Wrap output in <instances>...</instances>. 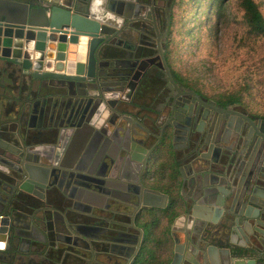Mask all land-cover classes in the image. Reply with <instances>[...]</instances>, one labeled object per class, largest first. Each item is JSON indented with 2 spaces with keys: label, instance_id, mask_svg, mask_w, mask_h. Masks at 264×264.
Listing matches in <instances>:
<instances>
[{
  "label": "water",
  "instance_id": "water-1",
  "mask_svg": "<svg viewBox=\"0 0 264 264\" xmlns=\"http://www.w3.org/2000/svg\"><path fill=\"white\" fill-rule=\"evenodd\" d=\"M134 6L129 0H0V60L21 67L23 74L36 82L18 116L27 123L24 136L12 129L13 118L0 116V252L22 230L42 225V219L37 218L25 226L23 213L15 205L19 196L40 197L37 191L54 186L66 171L78 179L85 160L80 141L92 135L87 127H93L92 120L100 117L106 103L113 98L121 101L129 89V74L115 55L126 49L132 19L129 7ZM214 110L231 115V122L240 117L241 124L246 121L258 134L262 125L264 132L261 121L256 124L232 109L214 106ZM36 118L49 124L39 127L38 136L53 142L28 145L25 141L36 128L29 121ZM53 122L54 127L50 125ZM185 126L175 119L163 128L160 141H164V149L177 141L178 130L183 135ZM13 138L21 148L11 144ZM137 145L140 148L129 154L132 168L136 167L134 178L142 189L138 195L149 199L152 208L172 206L178 215L173 232L181 219L187 222V228L180 231L185 236L183 242L172 233L174 249L169 264H264V163L257 168L246 166L243 152L237 155L226 148H216L219 153L214 158V143L204 141L203 131L193 126L182 154L191 175L179 171L182 187L193 188L194 200L191 204L171 203L169 194L154 188L158 187L155 172L162 154L159 145ZM140 210L137 205L134 215ZM133 226L137 227L134 220ZM237 237L245 243L239 245ZM143 239L141 229L139 243L129 244V264L138 258ZM251 256L258 262L246 260Z\"/></svg>",
  "mask_w": 264,
  "mask_h": 264
},
{
  "label": "flooded vegetation",
  "instance_id": "flooded-vegetation-1",
  "mask_svg": "<svg viewBox=\"0 0 264 264\" xmlns=\"http://www.w3.org/2000/svg\"><path fill=\"white\" fill-rule=\"evenodd\" d=\"M173 1L129 0V3L135 2L134 7H129L132 17L129 19V41L126 49L115 55L123 60L120 65L129 74V89L123 93L121 101L113 98L106 103L100 117L92 120L93 127H87L92 135L80 141V154L85 160L77 172L78 179L66 171L64 176L60 174L54 186L42 193L37 191L40 197L33 194L19 196L15 205L23 213L25 226H30L37 218L42 219V225H36L37 228L31 231L22 230L19 237L0 252V264H129V244L131 247L139 243L141 229L145 239L148 222L153 221L154 232L158 233L165 222V214L174 213L172 206L152 208L149 199L138 195L142 189L134 178L136 167L132 168L129 154L131 150H137L138 142H142L144 148L158 144L161 153L176 154L177 149H185L188 145L189 128L197 126L203 131L204 141L214 143V158L219 153L216 148H226L238 152L237 155L243 152L246 166L257 168L264 163L262 125L258 134L250 125L247 127L246 121L241 124L240 117L236 116L231 122V115L219 113L214 106L235 110L251 117L256 124L258 121L264 123V118L242 112L236 105L226 107L206 97L174 70L167 52L173 25ZM17 73L20 76L21 69L12 74L14 80L19 79ZM25 87L26 84L19 86L18 83L17 90L21 92ZM29 98L28 95L18 96L15 99L18 104L14 102L6 108L8 116L14 114L13 119L10 118L15 122L12 129L20 131L22 136L27 123L18 116ZM175 119L188 126L182 136L178 130L177 141L164 149V141H160L162 130ZM54 123L50 125L54 127ZM29 124L36 128L25 140L28 145L53 142L38 136V130L48 123H41L36 118ZM238 129L240 133H237ZM151 138L154 141L149 144ZM180 143L182 147H179ZM11 144L21 148L16 138L11 139ZM172 200L176 198H172L171 203ZM88 202L91 205L86 204ZM137 205L141 210L134 215ZM133 220L137 227L133 226ZM172 224L171 235L175 233ZM41 242L46 245L40 247ZM61 242L66 247L58 252L56 244Z\"/></svg>",
  "mask_w": 264,
  "mask_h": 264
},
{
  "label": "rangeland",
  "instance_id": "rangeland-1",
  "mask_svg": "<svg viewBox=\"0 0 264 264\" xmlns=\"http://www.w3.org/2000/svg\"><path fill=\"white\" fill-rule=\"evenodd\" d=\"M256 1L264 15V0ZM218 5L212 0L173 1L167 46L171 64L206 97L220 101L229 94L241 95L236 108L264 118V38L250 34L236 0L226 2L220 14ZM20 69L0 63V71H5L0 81L23 86L28 77L22 69L19 79L12 78Z\"/></svg>",
  "mask_w": 264,
  "mask_h": 264
},
{
  "label": "crops",
  "instance_id": "crops-1",
  "mask_svg": "<svg viewBox=\"0 0 264 264\" xmlns=\"http://www.w3.org/2000/svg\"><path fill=\"white\" fill-rule=\"evenodd\" d=\"M0 63L5 64V65H15L12 63H7L4 62L2 60H0ZM5 71H0V78H2L3 76L1 74H3ZM14 74V73H13ZM28 81L26 82V87L23 88V91H19V93H16V87H18V83H16L15 85H13V87H11L10 82H8L7 85H5V79L3 80V82L0 81V116L4 117V118H13L14 114L12 113V115L8 116L7 114V107L9 106V104H12L14 102L17 103V101L15 100L16 97L18 98V96H26L27 92L30 91V88L32 87V85H34L36 82L30 78L29 76H27ZM26 78V77H25ZM13 84V83H12ZM23 93V94H22ZM25 93V94H24ZM18 104V103H17ZM16 108V106L14 107ZM154 140L149 139V144L153 143ZM183 144L180 143L179 147H182ZM184 149H177V153L176 154H171V152L169 153H162L158 159V162L156 164V178H157V185L158 188L161 189V191H163L166 194H169L171 196V199L176 198V200H179L181 203H184V201H186L187 203L191 204L192 201L194 200V194H193V188H191L189 185H185L182 187V183H183V179L182 176L180 174V168L181 170H185V173H189V175H191V169L188 168V162H186L185 159L182 158V154H183ZM179 159V161L177 160V157ZM190 178H192V176H190ZM178 222V220H177ZM176 222V223H177ZM165 223V222H164ZM174 225V221L172 226ZM176 231L175 235L177 237H179L181 239V242H183L185 240V236L182 232H180L181 230H183L184 228H187V222H185L184 220H180L177 224V226H175ZM173 239V237H172ZM236 241L239 243V245L241 243H245V240L241 237H237ZM46 245V243L41 242L40 247H44ZM66 247V245L64 243H57L56 244V251H63L64 248ZM168 252L170 251V247L168 248ZM172 251H170V253L168 254L169 256V261L170 258L172 256ZM171 255V256H170ZM167 256V257H168ZM253 261V263H255L256 261L254 259H256L255 257L251 256L250 258H246V260ZM258 262V261H257Z\"/></svg>",
  "mask_w": 264,
  "mask_h": 264
},
{
  "label": "trees",
  "instance_id": "trees-1",
  "mask_svg": "<svg viewBox=\"0 0 264 264\" xmlns=\"http://www.w3.org/2000/svg\"><path fill=\"white\" fill-rule=\"evenodd\" d=\"M218 2L219 14L223 11V5L231 0H212ZM238 5L244 11V22L248 27L250 34L264 38V15L256 0H236ZM179 76V75H178ZM182 78V77H181ZM183 79V78H182ZM184 80V79H183ZM222 105L229 107L237 104H242V96L238 94H229L223 96L219 101ZM165 223L161 226L162 231L154 232V227L151 225L144 239L141 252L134 264H169L170 251L173 252L174 240L171 235V224L176 217V213L165 214ZM149 224V222H148ZM170 251L168 252V248ZM168 256V257H167ZM171 256V255H170Z\"/></svg>",
  "mask_w": 264,
  "mask_h": 264
},
{
  "label": "built area",
  "instance_id": "built-area-1",
  "mask_svg": "<svg viewBox=\"0 0 264 264\" xmlns=\"http://www.w3.org/2000/svg\"><path fill=\"white\" fill-rule=\"evenodd\" d=\"M66 30H68V32H71L72 29H66Z\"/></svg>",
  "mask_w": 264,
  "mask_h": 264
}]
</instances>
